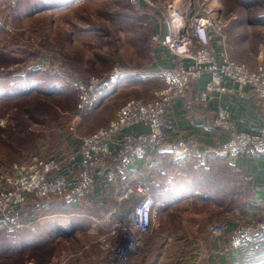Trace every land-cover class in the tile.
Segmentation results:
<instances>
[{
    "label": "rangeland",
    "instance_id": "obj_1",
    "mask_svg": "<svg viewBox=\"0 0 264 264\" xmlns=\"http://www.w3.org/2000/svg\"><path fill=\"white\" fill-rule=\"evenodd\" d=\"M152 1L160 5L185 2L197 8L198 1L205 2ZM210 2L230 15L233 58L253 59L255 65L264 62V54L259 59L264 51V0H207L204 7ZM140 4L132 0H0V169L30 155L51 156L70 150L73 138L79 140L72 125L80 134H89V113L73 123L83 112L78 108L76 82L105 76L116 66L124 74L142 69L156 43L152 35L158 31L153 21L161 19L155 7ZM160 76V72L151 76L157 85L162 84ZM190 187L189 181L184 187L186 199L177 204L178 210L171 211L174 214L168 220L162 219L165 223L158 216L143 235V243L149 247L142 246L131 264H144V258L160 250L182 223L197 224L200 216L189 209ZM16 211L8 222L0 221V264H88L92 257L98 263L103 224L115 220H98L102 215H98L95 200L70 205L51 199L46 204L32 197ZM199 211L206 213L205 209ZM221 217H210L207 222L216 225ZM202 256L210 261L205 252Z\"/></svg>",
    "mask_w": 264,
    "mask_h": 264
},
{
    "label": "built area",
    "instance_id": "obj_2",
    "mask_svg": "<svg viewBox=\"0 0 264 264\" xmlns=\"http://www.w3.org/2000/svg\"><path fill=\"white\" fill-rule=\"evenodd\" d=\"M132 1L155 7L161 21L168 26L165 33L152 35L154 42L177 58L175 66L159 71L162 84L153 89L150 98L127 99L107 124L83 135L77 149L51 156L30 155L24 161L0 169V221L8 222L10 212L28 204L32 197L45 200L46 204L51 199L79 204L99 189H116L119 200L130 201L125 217L103 224L104 230L98 237L102 264H131L141 252L142 236L151 230L159 216L160 206L149 193L146 182L132 178V170L138 161L152 160L153 154L168 142L165 121L168 116L173 122L169 113L176 98L184 96L194 80L209 74L210 80L197 96L198 104L204 109L210 107L216 93L232 92V85L239 89L250 85L255 95L264 101V62L251 66L233 58L228 32L230 15L223 14L217 3L210 2L206 8L207 0L202 4L198 1L197 8L185 2L160 5L152 0ZM263 54L261 50L260 56ZM120 72L116 66L107 77ZM104 78L91 77L76 82L80 92L79 112L97 106ZM141 123L148 126L147 132L126 134ZM214 123L233 135L221 147H209L207 152L229 158L264 155V129L256 133L237 131L230 109L225 105L217 108ZM70 129L75 131L74 125ZM122 133L117 143V136ZM183 146L181 139L172 141V153L180 155ZM228 230L227 243L219 249L205 251L210 257L208 264H216L218 255L257 245L264 236V204L254 217L232 228L226 222L218 223L212 232L220 235Z\"/></svg>",
    "mask_w": 264,
    "mask_h": 264
},
{
    "label": "crops",
    "instance_id": "obj_3",
    "mask_svg": "<svg viewBox=\"0 0 264 264\" xmlns=\"http://www.w3.org/2000/svg\"><path fill=\"white\" fill-rule=\"evenodd\" d=\"M153 28L155 31L165 33L168 26L156 19L153 21ZM229 43L231 53L230 35ZM243 45L247 47L246 44ZM218 47L220 48L219 44ZM151 55L149 60L143 62L141 70L127 71L125 74L121 71L120 74L111 77L102 76L105 77V83L100 88L97 106L78 114L73 123H78L89 113L86 122L87 133H90L115 117L117 110L127 99L137 96L150 98L153 89L159 85L152 81L154 77L151 76L162 68H170L177 63L176 56L159 43L154 44ZM260 57L259 55V59ZM257 58L256 55L255 59ZM240 60L245 62L244 59ZM246 62L251 66L256 63L253 59H247ZM209 80V74H203L192 82L191 88L184 96L176 98L169 113V116L174 118L173 122L168 116L165 121L169 132L168 142L153 154L150 158L152 160H140L137 167H133L132 178L146 182L149 193L160 206L159 216H162L160 218L162 223H165L162 219L168 220L167 216L174 214L171 211L178 210L177 204L186 199L184 187L189 181L191 187L188 197L192 200L189 209L192 215L194 212L200 216L196 220L197 224L182 223L181 227H177L174 235H170L168 241L162 242V248L156 251L157 253L151 252L144 258V264H208L209 259L202 256V252L219 249L230 238L229 230L214 235L212 232L214 224L207 222L209 218L213 217L214 220L215 217L222 216L220 221L226 222L232 228L238 222L254 217L263 207L264 155L229 158L206 150L209 147H221L233 135L232 132L221 129L214 123L219 105H225L230 109L231 119L237 131L256 133L264 129V101L255 95L250 85L242 89L232 85L234 88L232 92L216 93L210 101V107L204 109L198 104L197 96L199 90L204 88ZM228 84L231 85L230 82ZM147 131L148 126L141 123L129 129L126 134ZM73 133L79 140L73 138L70 150L77 149L81 137L85 135V132L80 134L77 128ZM123 135L118 134L117 143ZM176 139L184 141L180 155H174L171 151L172 141ZM151 162L154 165L149 167L147 164ZM92 200L98 201V215H102L98 220L123 218L131 206H127V200H119L116 189L110 191L99 189L86 202L79 204L87 205ZM199 208L205 209L206 213L199 211ZM13 212L17 211H11L9 219L14 217ZM204 215H209V218L206 219ZM99 229L101 224L98 222ZM144 245L147 246V242L144 244L142 238V246ZM217 257L216 264H264V236L253 248H241ZM102 260L103 252L98 248V263L92 257L88 264H102ZM133 263L138 264V261Z\"/></svg>",
    "mask_w": 264,
    "mask_h": 264
},
{
    "label": "trees",
    "instance_id": "obj_4",
    "mask_svg": "<svg viewBox=\"0 0 264 264\" xmlns=\"http://www.w3.org/2000/svg\"><path fill=\"white\" fill-rule=\"evenodd\" d=\"M128 205H129V206L131 205V202H130V201H128L127 206H128Z\"/></svg>",
    "mask_w": 264,
    "mask_h": 264
},
{
    "label": "bare ground",
    "instance_id": "obj_5",
    "mask_svg": "<svg viewBox=\"0 0 264 264\" xmlns=\"http://www.w3.org/2000/svg\"><path fill=\"white\" fill-rule=\"evenodd\" d=\"M180 4V3H179ZM177 5V4H176ZM181 5V4H180Z\"/></svg>",
    "mask_w": 264,
    "mask_h": 264
}]
</instances>
